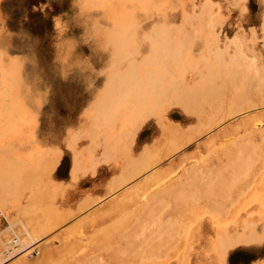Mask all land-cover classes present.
I'll return each mask as SVG.
<instances>
[{
  "label": "rangeland",
  "instance_id": "obj_1",
  "mask_svg": "<svg viewBox=\"0 0 264 264\" xmlns=\"http://www.w3.org/2000/svg\"><path fill=\"white\" fill-rule=\"evenodd\" d=\"M84 1L81 0L82 3H85L84 6L87 7V10L86 7L84 9L80 0H0V95L4 93L5 98L7 97L4 99L3 94L0 96V108L2 107L1 109H3L4 107L3 110H0V112L2 111L0 113V172H2V174L0 173V187L3 190L0 188L3 193L0 194L4 195L0 196V206L2 203L4 205L0 207V241L7 243L17 235L24 240L26 235L18 220L19 218L24 221L28 219L32 220L36 227L46 228L43 233L39 234L41 235V241L28 250L32 256L29 259L31 264H81L82 261L91 260L92 258L96 262L104 260L102 262L105 264L107 261L105 259L111 258L115 250L107 247L101 249L103 241H98L97 234L99 230L107 228L111 224L110 222L113 223L116 219L121 218V215H114L115 218L114 216L112 218L106 217L98 222L99 224L88 227L90 220L93 217L103 215L113 200L125 193L126 189H131L135 184L141 183L151 172L133 178L123 186L124 188L118 187L112 190L111 184L122 179L120 177L127 174H125L124 169L125 171L126 169L130 170L128 166H133L138 161V157L141 158L140 154L145 155L150 151L148 154L156 155L165 152L168 147L176 145L174 144L176 139L171 132H179L181 130V132L190 135L204 132L173 153L171 157L165 158L155 169L167 168L171 163L181 161L180 159L184 157L182 166L186 167L191 163L193 164V162L196 163V160L197 162H202L203 158L204 160H209L208 165L212 171L210 176L212 187L209 188L213 189L214 187V193L211 195L210 201H208L210 208H208L209 206H202L204 204L202 199L199 205L198 201H193V208L185 210L186 213L184 211L183 215L180 213L178 216L176 214V216L169 217L170 223L168 225L176 226H173L175 230L177 229L176 235L164 233L165 235H158L157 237L156 234L158 232L156 233L155 231V233L151 234L153 236L155 234V238L151 235L150 237L147 233L144 237L146 238V245L147 241L157 245L166 239L177 240L181 237L182 241V237H185L186 241L184 244H186V249L185 247L181 248L182 242L177 240L176 242L178 243H175L176 249L171 250L172 252L167 249V253L163 251L166 254L162 252L161 256L165 255L166 257H159L158 261L166 264H181V256L187 251V247L190 249L191 256L189 264H264V202L259 200L258 197L264 195V76H262L264 75V0H168L169 2L167 0H160L161 2L159 0H155V2L154 0H139V2L138 0H113V2L112 0H105L110 1V3L102 0L104 4H107L106 6L101 0ZM204 2L211 4V9L210 7L207 9L209 12L206 10L202 11ZM86 3L90 5L92 3L91 7L86 5ZM113 3L112 9L110 4ZM123 6L124 8H122ZM92 7L94 8L92 9ZM104 10L109 16L104 15ZM192 11H194L193 15ZM184 12L187 13L186 16ZM118 13L120 14L117 15ZM127 13L128 18L126 19ZM187 15H189L190 21ZM184 16L187 20H185ZM108 18L111 19L109 20ZM114 23L115 25H113ZM154 26H156V29ZM103 31L105 32L102 33ZM185 31L187 32L185 33ZM192 32L193 34H191ZM155 33L158 34L156 35ZM160 34L164 35L160 36ZM161 37L162 39H159ZM121 40H124V43ZM134 44H136V47H133ZM228 45L229 47H227ZM150 47L155 49L151 50ZM164 49L165 52L163 53ZM123 50L125 55H123ZM154 51L155 55L153 56ZM136 52L139 53L136 54ZM186 53L187 56H185ZM214 53L219 57L221 56V58H217ZM121 55L124 58L120 60ZM164 57L165 59H163ZM183 57H188L189 62L191 59L193 62L195 60V65H192V60L189 63L188 58L184 59ZM204 57L207 60L209 59V62L204 60ZM178 59L182 60V62L177 63ZM202 60H204L203 63ZM144 62L146 63L143 64ZM166 62H169V64ZM135 63L137 66H134L136 65ZM150 63L152 64L150 65ZM185 63L189 65L188 69ZM138 64L142 66L141 69ZM170 64L171 66H169ZM4 65L6 66L4 67ZM182 66H186V68H181L182 71L180 70V72L182 73L179 74L178 69ZM214 66L218 67V72ZM224 66L228 67V71ZM204 67L207 70H202ZM3 68L6 69L5 73H3ZM149 68L152 69V72ZM159 68H161V71ZM219 68H221L220 72ZM113 71L122 78L128 75V71H131L130 73L136 77L150 73L148 80H153H150L152 81L151 85L155 82L154 87L152 86L153 89L155 88V95L159 94L158 98L160 97L159 99L163 103L158 108L159 110L153 109L154 111H149L150 115L148 113L146 117L142 115L141 117L139 116L141 114L139 110L141 105L139 104L140 107L138 105L136 106L137 108L135 107L136 110L138 109L139 114L137 112L131 113L135 109L129 110L124 107L114 109L115 106L110 101L111 89H109L108 85H111L110 88L116 89L120 81H117L119 77L113 74ZM126 71L127 75L125 74ZM132 71L136 72L133 73ZM213 71L214 75H221H216V78H214L215 76L211 75ZM18 72L19 74H17ZM202 72L205 74L201 75ZM222 72H224V75ZM226 72L228 73L225 74ZM157 73L158 75H156ZM182 74L185 75L183 76ZM205 75H211L212 78ZM175 76L181 77L182 81L179 78L176 79ZM200 76L201 79L203 77L209 79L203 78L202 80L200 79L202 81L200 82ZM171 77L173 78L171 79ZM109 78H111L110 81ZM214 79H217L216 83ZM164 80L168 81V84ZM244 80L246 83L243 82V84L242 81ZM10 81L12 83H9ZM195 81H197V85L198 83L204 85L197 86L195 84L194 86L193 82ZM205 81L208 86L205 85ZM209 81L213 85L209 84ZM217 83L220 84L217 85ZM229 83L231 85H228ZM9 87L10 89H8ZM163 87H165L166 91ZM209 87H211L212 92ZM4 90L5 92L1 93ZM259 92L260 95L258 94ZM242 94L244 95L241 96ZM252 97L254 100H250ZM262 97L263 99H261ZM15 98L18 100L15 101ZM242 99L244 100L241 104ZM177 100L180 101L178 102ZM188 100L190 101L188 102ZM182 103H185L187 108ZM250 104L253 105L249 106ZM211 105H213L212 108ZM5 106L9 109L8 112ZM236 106L238 107L236 108ZM214 107H216L217 111H215ZM240 107L247 108L235 112L230 118H227L211 130H208L205 126L209 119L210 121L216 120L221 116L223 117L228 110ZM210 108L212 110L206 112ZM245 111L249 112L244 113ZM11 112H14L13 118L9 116L12 114ZM189 112L191 115H189ZM261 112L263 113L261 114ZM247 115L259 119L255 123L260 122L262 126L257 127V129L247 130L240 128L239 131H235L234 125L237 126L245 117H249ZM9 127H12V129ZM193 127L198 130L193 129ZM231 130L234 132L232 133ZM248 131H251V133ZM220 132H224L223 136H226H224L225 139L222 136H218V144L222 140L233 141L236 138L237 140L246 139L250 144H253L255 146L253 153L256 155L255 161L258 164L253 161L248 165L235 168V166L228 164L222 154L223 151L219 150V148L222 149L221 144L218 145L217 143L213 148L208 149L210 152H207L206 142L204 143L203 141L210 139L216 134L219 135ZM232 138L234 139L232 140ZM253 139L257 142L253 141ZM258 144L259 146H257ZM142 151L143 153H141ZM80 155H82L84 160L81 159ZM198 155L202 160L200 158L198 160ZM256 158L259 159L256 160ZM8 159L12 160V162ZM27 160L30 162H27ZM58 160L59 162H57ZM6 161L13 163L12 165L15 166H13L14 170L11 164H9L10 168L9 166L8 168L4 166L7 163ZM220 161L222 165H220ZM76 162L79 167H77L75 173ZM199 164L201 163L199 162ZM9 171L12 175H9ZM240 171L241 173H239ZM237 174H240L241 178ZM214 179H216V182ZM204 181L202 180L201 182L202 186H204L203 183L205 184ZM7 182H9L8 185ZM15 183L19 185H14ZM204 198L206 197L204 196ZM218 207H220L221 211L223 210L222 213L224 214L219 209H216ZM31 210L33 211L31 212ZM217 211H220L221 215ZM19 212L24 213L20 214ZM162 227H160L161 230H163ZM155 228H158V226H152L148 232ZM222 229L225 233L228 232L236 237L237 235L245 237L252 234L258 237V240H254L255 242L251 241L252 243L240 242L234 246L227 247V251L221 253L222 256L220 257L221 254L218 255L212 250L211 242L216 238L217 230ZM197 238H201V240ZM24 242L27 245L29 244L28 239L24 240ZM163 243L167 247L170 242L168 244L166 242ZM170 244L168 247H170ZM178 244L181 246L179 247ZM4 247V244L0 243V260L6 257ZM97 247H99L98 250ZM149 247L148 249H151ZM19 252L14 253V257L6 264H21V255L23 254ZM46 255H50V258L45 260ZM121 255L122 257L125 256L123 258H127L124 253ZM156 260V258L152 257L149 260L151 263L145 260V264L147 262L156 264ZM159 262L157 263L159 264Z\"/></svg>",
  "mask_w": 264,
  "mask_h": 264
},
{
  "label": "bare ground",
  "instance_id": "obj_2",
  "mask_svg": "<svg viewBox=\"0 0 264 264\" xmlns=\"http://www.w3.org/2000/svg\"><path fill=\"white\" fill-rule=\"evenodd\" d=\"M82 1H84V0H82ZM85 1H87V0H85ZM84 1V2H85ZM89 1V0H88ZM93 1V0H92ZM96 1H98V0H96ZM96 1H94L96 4H97V2ZM105 1V0H104ZM116 1V0H115ZM120 1V0H119ZM123 1V0H122ZM135 1V0H134ZM157 1V0H156ZM160 1V0H159ZM168 1V0H167ZM80 2H81V0H80ZM100 2V1H99ZM98 2V3H99ZM101 2H102V0H101ZM105 2H108V3H110V1H105ZM112 2H113V0H112ZM137 2V1H136ZM138 2H139V0H138ZM148 2V1H147ZM154 2H155V0H154ZM161 2V1H160ZM163 2V1H162ZM165 2V1H164ZM169 2V1H168ZM82 3V2H81ZM88 3V2H87ZM86 3V5H88V6H90L91 7V5H92V3H91V5L90 4H87ZM103 3V2H102ZM117 3H119V2H117ZM122 3V2H121ZM151 3V2H150ZM205 3V2H204ZM83 4V6H84V4L85 3H82ZM81 4V5H82ZM104 4V3H103ZM161 4V3H160ZM95 5V4H94ZM107 4H104V6H106ZM109 5V4H108ZM111 5H112V9H113V6H114V3L113 4H110V7H111ZM151 5V4H150ZM155 5V4H154ZM168 5V4H167ZM203 5V4H202ZM201 5V6H202ZM97 6V5H96ZM103 8H104V6L103 5H101ZM117 6V5H116ZM85 7L86 6H84V9H85ZM89 7V8H90ZM98 7H99V5H98ZM97 7V8H98ZM108 7V6H107ZM118 7H119V5H118ZM158 7V6H157ZM210 7V9H211V4H209V3H205L204 5H203V7H202V11H207V9ZM83 8V7H82ZM89 8H88V10H89ZM94 7H92V9H93ZM100 8V7H99ZM122 8H124V6L122 7ZM121 8V9H122ZM171 8V7H170ZM172 8H173V6H172ZM171 8V9H172ZM111 9V8H110ZM111 9V10H112ZM169 9V8H168ZM174 9H175V7H174ZM194 9V8H193ZM86 10H87V7H86ZM111 10H109V11H111ZM122 10H124V9H122ZM143 10V9H142ZM153 10V9H152ZM160 10H162V9H160ZM184 10V9H183ZM107 11V10H106ZM113 11V10H112ZM164 11V10H163ZM175 11H176V9H175ZM103 12H105V10L103 11ZM118 12H122V11H118ZM126 12H128V11H126ZM149 12V11H148ZM160 12V11H159ZM162 12V11H161ZM193 12L194 11H192V15H193ZM207 12H209V11H207ZM107 12H105L104 13V15L106 14ZM120 13H118L117 15H119ZM124 13V12H123ZM200 13H201V11H200ZM108 14H110L109 12H108ZM111 14H113V13H111ZM115 15H116V13H114ZM125 14V13H124ZM123 14V15H124ZM186 12H184V15L186 16ZM188 14H189V12H188ZM195 14V13H194ZM206 14V13H205ZM107 15V14H106ZM127 15H128V13L126 14V19L128 18L127 17ZM207 15V14H206ZM107 16H109V15H107ZM132 16H134V15H132ZM159 16V15H158ZM185 16H184V18H185ZM199 16V15H198ZM113 17V16H112ZM116 17V16H115ZM119 17V16H118ZM123 18H125L124 16H122ZM131 17V16H130ZM187 17H188V19H189V15H187ZM192 17V16H191ZM201 17V16H200ZM132 18V17H131ZM165 18V17H164ZM209 18V17H208ZM109 19V18H108ZM111 19V18H110ZM109 19V20H110ZM130 19V18H129ZM195 19V18H194ZM200 19V18H199ZM131 20V19H130ZM185 20H187V18H185ZM204 20V19H203ZM128 21V20H127ZM189 21H190V19H189ZM200 21V20H199ZM134 22V21H133ZM207 22V21H206ZM128 24V23H127ZM132 24V23H131ZM113 25H115V23L113 24ZM165 26V25H164ZM189 26H191V25H189ZM201 26V25H200ZM156 26H154V28H155ZM158 27V26H157ZM182 27H184V26H182ZM164 28V27H163ZM114 29V28H113ZM118 29V28H117ZM156 29V28H155ZM158 29V28H157ZM165 29V28H164ZM177 29H179V28H177ZM176 29V30H177ZM135 30V29H134ZM183 30V29H182ZM181 30V31H182ZM163 31V30H162ZM168 31V30H167ZM180 31V30H179ZM96 32H97V30H96ZM105 31H103L102 33H104ZM132 32H133V30H132ZM151 32H154V31H151ZM159 32V31H158ZM178 32V31H177ZM187 31H185V33H186ZM95 33V32H94ZM166 33V32H165ZM168 33H170V32H168ZM181 33V32H180ZM183 33V32H182ZM195 33V32H194ZM96 34H98V33H96ZM156 34V33H155ZM158 34V33H157ZM156 34V35H157ZM191 34H193V32L191 33ZM120 35V34H119ZM135 36H136V34H134ZM164 35V34H163ZM163 35H161L160 34V36H163ZM175 35V34H174ZM177 35V34H176ZM180 35H183V34H180ZM123 36V35H122ZM126 36V35H125ZM130 36V35H129ZM114 37V36H113ZM152 37V36H151ZM175 37H179V36H175ZM183 37V36H182ZM188 37V36H187ZM127 38V37H126ZM155 38H156V36H155ZM196 38V37H195ZM125 39V38H124ZM129 39V38H128ZM159 39H162V37L161 38H159ZM189 40V39H188ZM121 41H123L122 43H124V40H121ZM131 41V40H130ZM181 41V40H180ZM160 42V41H159ZM165 43H166V41H164ZM186 42V41H185ZM194 42V41H193ZM110 43V42H109ZM128 43V42H127ZM175 43V42H174ZM178 43V42H177ZM190 43V42H189ZM156 44H157V42H156ZM132 45V44H131ZM138 45V44H137ZM176 45V44H175ZM189 45V44H188ZM128 46V45H127ZM186 46V45H185ZM133 47H136V44H134L133 45ZM158 47V46H157ZM183 47H184V45H183ZM227 47H229V45L227 46ZM115 48V47H114ZM151 48V47H150ZM155 48H156V46H155ZM155 48H151V50H154ZM161 48V47H160ZM180 48V47H179ZM187 48V47H186ZM219 48V47H218ZM226 48V47H225ZM123 49V48H122ZM166 49V48H165ZM165 49H164V51H163V53L165 52ZM176 49V48H175ZM184 49V48H183ZM188 49H189V47H188ZM134 50H136V49H134ZM139 50V49H138ZM150 50V51H151ZM163 50V49H162ZM179 50H181V49H179ZM229 50V49H228ZM119 51V50H118ZM149 51V52H150ZM156 51V50H155ZM155 51H154V54H153V56L155 55ZM178 51V50H177ZM212 51V50H211ZM219 51V50H218ZM225 51V50H224ZM128 52V51H127ZM127 52H126V54H127ZM134 52V51H133ZM170 52V51H169ZM174 52V51H173ZM187 52V51H186ZM220 52V51H219ZM222 53H223V51H221ZM229 52V51H228ZM118 53H121V52H118ZM125 52H124V50H123V55H125L124 54ZM137 53H139V52H136V54ZM130 54V53H129ZM168 54V53H167ZM184 54V53H183ZM215 55H216V53H214ZM218 54V53H217ZM227 54V53H226ZM112 55H114V54H112ZM123 55H121V57L119 58L120 60H121V58H124L123 57ZM189 55V54H188ZM192 55V54H191ZM190 55V56H191ZM213 55V54H212ZM219 55V54H218ZM221 55V54H220ZM224 55V54H223ZM241 55V54H240ZM119 56H120V54H119ZM118 56V57H119ZM132 56H133V54H132ZM179 56V55H178ZM185 56H187V53H186V55ZM211 56V55H210ZM210 56H209V58H210ZM226 56V55H225ZM230 56V55H229ZM113 57V56H112ZM126 57V56H125ZM151 57V56H150ZM155 57H159V56H155ZM174 57H175V55H174ZM173 57V58H174ZM214 57V56H213ZM216 57L218 58L219 56H217L216 55ZM232 58H233V56H231ZM235 57H236V55H235ZM153 58V57H152ZM173 58H172V60H173ZM179 58V57H178ZM182 58V57H181ZM184 58V57H183ZM186 58V57H185ZM184 58V59H185ZM188 58V57H187ZM186 58V59H187ZM193 58V57H192ZM201 58V57H200ZM205 58V57H204ZM215 58V57H214ZM219 58H221V56L219 57ZM230 58V57H229ZM237 58V57H236ZM115 59H116V53H115ZM145 59H146V57H145ZM144 59V60H145ZM163 59H165V57L163 58ZM169 59V58H168ZM191 59V58H190ZM225 59V58H224ZM127 60V59H126ZM149 60H151V59H149ZM157 60V59H156ZM192 60V59H191ZM191 60H190V62H191ZM198 60V59H197ZM204 60H207L206 58L204 59ZM204 60H202V63L204 62ZM219 60V59H218ZM221 60V59H220ZM237 60H238V58H237ZM124 62H125V60H124ZM123 62V63H124ZM130 62H131V60H130ZM141 62V61H140ZM147 62H148V60H147ZM154 62H155V60H154ZM158 62H159V60H158ZM161 62H162V60H161ZM178 62H182V60H177V63ZM183 62H184V60H183ZM188 62H189V58H188ZM189 62V63H190ZM192 62H193V60H192ZM194 62H195V60H194ZM193 62V64L192 65H195V63ZM207 62H209V59L207 60ZM206 62V63H207ZM214 62H215V60H214ZM213 62V63H214ZM111 63H113V62H111ZM116 63V62H115ZM122 63V64H123ZM134 63V62H133ZM146 62H144L143 64H145ZM167 63V62H166ZM216 63V62H215ZM114 64V63H113ZM136 64V63H135ZM141 64H142V62H141ZM149 64V63H148ZM152 63H150V65H151ZM167 64H169V62L167 63ZM183 64V63H182ZM197 64V63H196ZM237 64V63H236ZM249 64V63H248ZM10 65V64H9ZM120 65V64H119ZM139 65V64H138ZM180 65H181V63H180ZM185 65H186V63H185ZM192 65H190V66H192ZM205 65V64H204ZM209 65H211V64H209ZM219 65H221L220 63H219ZM218 65V66H219ZM225 65V64H224ZM6 65H4V67H5ZM116 66V65H115ZM128 66H129V64H128ZM134 66H137V64L136 65H134ZM140 66V69L142 68V66L141 65H139ZM144 66H146V65H144ZM143 66V67H144ZM156 66V65H155ZM155 66H154V68H155ZM167 66V65H166ZM165 66V67H166ZM169 66H171V64L169 65ZM187 66V69H188V66L189 65H186ZM186 66H182V67H180V69H178L179 71H178V73L180 72V70L182 71V69L183 68H186ZM213 66V65H212ZM8 67V66H7ZM11 67V66H10ZM13 67H15V66H13ZM133 67V66H132ZM151 67V66H150ZM174 67V66H173ZM193 67H195V66H193ZM192 67V68H193ZM215 67V66H214ZM221 67V66H220ZM226 69H227V71H228V67L227 66H224ZM231 67H232V65H231ZM238 67V66H237ZM236 67V68H237ZM248 67V66H247ZM129 68V67H128ZM146 68V67H145ZM144 68V69H145ZM170 68V67H169ZM182 68V69H181ZM216 68V67H215ZM251 68V67H250ZM249 68V70H251ZM253 68V67H252ZM4 69V68H3ZM8 69V68H7ZM13 69V68H12ZM17 69V68H16ZM109 69H111V68H109ZM116 69V68H115ZM131 69V68H130ZM129 69V70H130ZM138 69V68H137ZM136 69V71L137 72H139L138 70ZM144 69H142V70H144ZM149 69H151V68H149ZM160 69V71H161V68H159ZM189 69H190V67H189ZM212 69H214V68H212ZM220 69L221 68H219V72H220ZM225 69V70H226ZM255 69H256V67H255ZM6 69H4V72L3 73H5L6 71H5ZM156 70V69H155ZM162 70H163V68H162ZM171 70V69H170ZM202 70H207V68L205 69V67H204V69L202 68ZM225 70H224V72H225ZM254 70V69H253ZM1 71V70H0ZM10 71V70H9ZM121 71V70H120ZM135 71V72H136ZM151 72H152V69L150 70ZM159 71V72H160ZM166 71H168V70H166ZM195 71V70H194ZM199 71V70H198ZM216 71L218 72V67L216 68ZM264 71V70H263ZM14 72V71H13ZM114 72V71H113ZM118 72V71H117ZM122 72H124V71H122ZM121 72V73H122ZM129 73L131 72V71H128ZM133 73H135L134 71H132ZM144 72V71H143ZM146 72V71H145ZM149 72V71H148ZM163 72V71H162ZM174 72V71H173ZM190 72H192V71H190ZM197 72V71H196ZM200 72V71H199ZM204 72H206V71H204ZM204 72H202L201 73V75L204 73ZM208 72H209V69H208ZM207 72V73H208ZM210 72H212V71H210ZM216 72V73H217ZM224 72H222L223 73V75H224ZM2 73V72H1ZM11 73H12V71H11ZM15 73V72H14ZM127 73V71L125 72V74ZM128 73V75L127 76H125V77H119V75H117L115 72L113 73V74H116L117 75V77H119V79L120 78H122L121 80H117V81H120V84H119V86L116 88V86H115V88L116 89H113V88H110L111 87V85H108V87H109V89H111L110 90V101H111V103L112 104H114V109H116V108H122V107H124V108H127V109H135V111L134 110H132L131 111V113L133 114V112H137L138 114H139V112H138V109L136 110V106L139 104V105H141V107L139 108V110L141 111L140 113L141 114H139V116H144V117H146L147 116V114L149 113V115H150V112L149 111H151V110H153V109H158L159 107H161V105L163 104L162 103V101L158 98V95L156 94L155 95V88L153 89V85H154V83L155 82H153L152 83V85L150 84L153 80L152 79H150V80H152V81H150V80H148L150 77L146 74H143V76H141V77H136V76H134V74H132V73H130L129 74ZM168 73H170V72H168ZM167 73V74H168ZM176 73V72H175ZM182 72H180L179 74H181ZM186 73V72H185ZM194 73V72H193ZM206 73V74H207ZM228 72H226L225 74H227ZM230 73H231V71H230ZM257 73V72H256ZM16 74V73H15ZM17 74H19V72L17 73ZM112 74V75H113ZM123 74V73H122ZM139 74V73H138ZM137 74V75H138ZM154 74V73H153ZM161 74V73H160ZM159 74V75H160ZM164 74V73H163ZM188 74V73H187ZM205 74V73H204ZM210 74V73H209ZM136 75V74H135ZM156 75H158V73L156 74ZM155 75V76H156ZM176 75V74H175ZM183 75V74H182ZM185 75V74H184ZM183 75V76H184ZM197 75H199V74H197ZM211 75H214V71H213V74H211ZM211 75H208L209 77H211ZM216 75H218V74H215L214 76V78H216ZM219 75H221V74H219ZM218 75V76H219ZM258 75V74H257ZM256 75V76H257ZM1 76V75H0ZM110 76V75H109ZM114 76V75H113ZM123 76V75H122ZM162 76V75H161ZM165 76V75H164ZM181 76V75H180ZM204 76V75H203ZM206 77H208L207 75H205ZM245 76V75H244ZM261 76V75H260ZM259 76V77H260ZM262 76H264V75H262ZM262 76H261V78H262ZM111 78H112V76H110ZM116 77V76H115ZM116 77V78H117ZM136 77V78H135ZM149 77V78H148ZM151 77H152V75H151ZM159 77V76H158ZM176 77V76H175ZM197 77V76H196ZM221 77V76H220ZM224 77H226V76H224ZM228 77V76H227ZM250 77V76H249ZM4 78H5V76H4ZM10 78V77H9ZM16 78V77H15ZM111 78H109V81H110V79ZM173 77H171V79H172ZM177 78H181V77H176V79ZM198 78V77H197ZM203 78H205V77H203ZM202 78V79H203ZM212 78V77H211ZM234 78V77H233ZM246 78V77H245ZM260 78V79H261ZM2 79V78H1ZM113 80H114V78H112ZM157 79V78H156ZM155 79V80H156ZM175 79V78H174ZM174 79H173V81H174ZM178 79V80H179ZM196 79V78H195ZM201 79V76H200V78H199V80ZM201 79V80H202ZM205 79H209V78H205ZM204 79V80H205ZM112 80V81H113ZM161 80H163L162 78H161ZM178 80H176V81H178ZM181 81H182V79H180ZM200 80V82H202ZM215 80V79H214ZM224 80H226V79H224ZM246 80H247V78H246ZM264 80V79H263ZM3 81V80H2ZM15 81V80H14ZM111 81V82H112ZM115 81H116V79H115ZM158 81V80H157ZM164 81H166V80H164ZM163 81V83H165ZM193 81V80H192ZM212 81V80H211ZM216 81H217V79L215 80V83H216ZM231 81V80H230ZM158 82H160V81H158ZM157 82V83H158ZM168 81H166V83H167ZM184 82H185V80H184ZM218 82H219V80H218ZM220 82H222V81H220ZM246 83L245 82V80L244 81H242V83ZM9 83H12V81H10ZM109 83V82H108ZM117 83V82H116ZM115 83V84H116ZM156 83V84H157ZM171 83H173V82H171ZM209 84H212L210 81L208 82ZM214 83V82H213ZM235 83V82H234ZM243 83V84H244ZM6 84V83H5ZM5 84H4V86H5ZM17 84V83H16ZM112 84H114V82H112ZM168 84V83H167ZM182 84V83H181ZM180 84V85H181ZM193 84H194V86H195V84L197 85V81H195V82H193ZM192 84V85H193ZM202 84V83H201ZM200 83H198V85H201ZM220 84V83H219ZM218 83H217V85H219ZM260 84V83H259ZM6 85H8V84H6ZM197 85V86H198ZM204 84H202V86H203ZM205 85H206V81H205ZM213 85V84H212ZM215 85V84H214ZM228 85H231L230 83L228 84ZM11 86H12V84H11ZM15 86V85H14ZM153 86V87H152ZM156 86V85H155ZM158 86V85H157ZM206 86H208V85H206ZM205 86V87H206ZM211 86V85H210ZM177 87V86H176ZM186 87H188V86H186ZM205 87H203V88H205ZM212 87H214V86H212ZM230 87V86H229ZM237 87V86H236ZM7 88V87H6ZM12 88V87H11ZM169 88V87H168ZM198 88H200V87H198ZM210 88V91H211V87H209ZM215 88V87H214ZM218 88V87H217ZM239 88V87H238ZM258 88V87H257ZM8 89H10V87L8 88ZM163 89H165V87H163ZM162 89V90H163ZM185 89V88H184ZM188 89V88H187ZM193 89V88H192ZM201 89V88H200ZM199 89V90H200ZM207 89H208V87H207ZM207 89H205L206 91H207ZM230 89H231V87H230ZM186 90V89H185ZM218 90V89H217ZM229 90V89H228ZM237 90V89H236ZM13 91V90H12ZM16 91V90H15ZM154 91V92H153ZM160 91V90H159ZM165 91H166V89H165ZM169 91V90H168ZM175 91V90H174ZM190 91V90H189ZM195 91V90H194ZM203 91V90H202ZM238 92H239V90H237ZM2 92H5V90L4 91H1V93ZM158 92V91H157ZM162 92H164V91H162ZM171 92V91H170ZM169 92V93H170ZM186 92V91H185ZM205 92V91H204ZM209 92V91H208ZM212 92V91H211ZM213 92H214V90H213ZM217 92V91H216ZM7 93H8V91H7ZM160 94H161V92H159ZM172 93H174V92H172ZM181 93V92H180ZM215 93V92H214ZM228 93H230V92H228ZM242 93V92H241ZM252 93H254V92H252ZM3 94V96L5 95L4 93H2ZM1 94V95H2ZM10 94V93H9ZM13 94H14V92H13ZM12 94V95H13ZM171 94V93H170ZM195 94V93H194ZM259 95H260V92L258 93ZM262 94V93H261ZM264 94V93H263ZM0 95V96H1ZM7 95V94H6ZM167 95V94H166ZM178 95V94H177ZM244 94H242L241 96H243ZM258 95V96H259ZM8 96V95H7ZM171 96H172V94H171ZM237 96V95H236ZM10 97V96H9ZM12 97H14V96H12ZM15 97H17V96H15ZM161 97H163V96H161ZM232 97H233V95H232ZM7 98V97H6ZM5 98V96H4V99H6ZM165 98V97H164ZM169 98V97H168ZM172 98V97H171ZM192 98H194V97H192ZM209 98V97H208ZM241 98V97H240ZM255 98V97H254ZM256 98H257V95H256ZM1 99V98H0ZM3 99V100H4ZM165 99H167V98H165ZM183 99V98H182ZM185 99V98H184ZM205 99V98H204ZM218 99V98H217ZM238 99V98H237ZM251 99H253V97L252 98H250V100ZM261 99H263V97L261 98ZM260 99V101H262ZM15 101L16 100H18V99H14ZM171 100V99H170ZM244 99H242L241 100V104H242V101H243ZM254 100V99H253ZM256 100V99H255ZM7 101V100H6ZM169 101V100H168ZM168 101H167V103H168ZM178 101V100H177ZM180 101V100H179ZM178 101V102H179ZM185 101V100H184ZM187 101V100H186ZM190 100H188V102H189ZM194 101V100H193ZM214 101H218V100H214ZM222 101V100H221ZM220 101V102H221ZM229 101V100H228ZM231 101H233V100H231ZM236 101V100H235ZM5 102V101H4ZM173 102V101H172ZM174 102H176V101H174ZM198 102V101H197ZM196 102V103H197ZM248 102H250V101H248ZM256 102V101H255ZM263 102H264V100H263ZM1 103H3V102H1ZM14 103V102H13ZM187 103V102H186ZM215 103V102H214ZM225 103V102H224ZM237 103H239V102H237ZM254 103V102H253ZM173 104H175V103H173ZM184 106H185V103H182ZM190 104V103H189ZM198 104H200V103H198ZM213 104V103H212ZM218 104V103H217ZM234 104V103H233ZM246 104V103H245ZM260 104V103H259ZM2 105V104H1ZM4 105V104H3ZM135 105V106H134ZM176 105V104H175ZM187 105V104H186ZM191 105V104H190ZM196 105V104H195ZM194 105V106H195ZM209 105V104H208ZM229 105V104H228ZM230 105H231V102H230ZM235 105V104H234ZM233 105V106H234ZM247 105V104H246ZM245 105V106H246ZM251 105H253V104H250L249 106H251ZM179 106H180V104H179ZM183 106V107H184ZM188 106V105H187ZM192 106V105H191ZM6 107V106H5ZM134 107V108H133ZM136 107V108H135ZM182 107V106H181ZM186 107V106H185ZM184 107V108H185ZM196 107V106H195ZM208 107V106H207ZM210 107V106H209ZM213 107V105H211V108ZM238 106H236V108H237ZM2 108V107H1ZM0 108V110H3L4 109V107H3V109H1ZM9 108H11V106H9ZM187 108V107H186ZM209 109L208 111H206V112H209L210 110H212V109ZM215 109H216V107H214ZM213 108V109H214ZM217 108H218V106H217ZM229 108V107H228ZM247 107H240V108H238V109H234V110H228L226 113H225V115H223V117L221 116L220 118H218V119H214V120H211L210 121V119H209V122L207 121V123H205V126L207 127V129L209 130H211L212 128H215L216 126H218L219 124H221V122H223V121H225L227 118H230L231 116H232V114H234L235 112H237V111H240V110H244V109H246ZM6 109H7V107H6ZM13 109V108H12ZM12 109H10V110H12ZM198 109V108H197ZM218 109H220V107L218 108ZM222 109V108H221ZM159 110V109H158ZM204 110H206V109H204ZM224 110V109H223ZM7 112L9 111V109H7L6 110ZM14 111V110H13ZM154 111V110H153ZM161 111V110H160ZM189 111H190V109H189ZM215 111H217V109L215 110ZM2 112V111H1ZM0 112V113H1ZM6 112V113H7ZM15 112V111H14ZM14 112L12 113V114H10L9 116L10 117H12L13 118V115H14ZM17 112V111H16ZM187 112V111H186ZM185 112V113H186ZM201 112H203V111H201ZM200 112V113H201ZM205 112V113H206ZM212 112V111H211ZM220 112V111H219ZM249 111H245L244 113H248ZM3 113H5V112H3ZM152 113V112H151ZM155 113V112H154ZM153 113V114H154ZM161 113V112H160ZM190 113V112H189ZM204 113V114H205ZM215 113H217V112H215ZM215 113H213V114H215ZM222 113V112H221ZM243 113V114H244ZM259 113V112H258ZM263 112H261V114H262ZM203 114V113H202ZM209 114V113H208ZM207 114V115H208ZM211 114V113H210ZM257 114V113H256ZM3 115V114H2ZM189 115H191V113L189 114ZM201 115V114H200ZM212 115V114H211ZM251 115H253V114H251ZM255 115V114H254ZM6 116V115H5ZM8 116V115H7ZM8 116V117H9ZM16 116H17V113H16ZM141 116V117H142ZM247 116H249V117H245V119H243V121L240 123L239 122V124L236 126V125H234V129H235V131H239V129L240 128H242V129H253V128H255V129H257V127H260V126H262V124L259 122V123H255L256 122V120H259V119H256L254 116L253 117H251L250 115H247ZM262 116V115H261ZM15 117V116H14ZM197 117V116H196ZM209 117H210V115H209ZM190 118V117H189ZM206 118V119H207ZM212 118V117H211ZM263 118H264V116H263ZM9 119V118H8ZM199 119V118H198ZM10 120V119H9ZM12 120V119H11ZM202 120H204V119H202ZM199 121H200V119H199ZM198 121V122H199ZM205 121V120H204ZM201 122H203V121H201ZM197 124H199V123H197ZM7 125V124H6ZM200 125V124H199ZM198 125V126H199ZM194 126V125H193ZM197 126V127H198ZM181 127V126H180ZM201 127H204V126H201ZM232 127V126H231ZM231 127H230V129H231ZM3 128V127H2ZM9 128H11L12 129V127H9ZM183 128V127H182ZM225 128V127H224ZM223 128V129H224ZM4 129H6L5 127H4ZM185 129V128H184ZM183 129V130H184ZM193 129H197V128H194L193 127ZM228 129V128H227ZM227 129H225V130H227ZM229 129V130H230ZM262 129V128H261ZM10 130V129H9ZM198 130V129H197ZM225 130H224V132H225ZM247 130H245V131H247ZM258 130H259V128H258ZM185 131H187L186 129H185ZM201 131V130H200ZM207 131V130H206ZM219 131V130H218ZM223 131V130H222ZM232 131V130H231ZM244 131V132H245ZM196 132V131H195ZM224 132H220V134L219 135H217L216 133V135L215 136H213V137H211L210 139L208 138H206L207 140L206 141H203L204 143H205V147H207V150L208 149H211V148H213L215 145H217L218 143H217V141L219 140V137L218 136H222L223 137V139H225L224 138V136H226V135H224L223 136V134H224ZM230 132V131H229ZM234 131H232V133H233ZM248 132H250L251 133V131H248ZM248 132H247V134H248ZM191 133V132H190ZM193 133V132H192ZM204 132H198L197 134H186V133H183V132H181V130L179 131V132H171V134L172 135H174L173 137L176 139V140H174V144H176V145H174V146H171V147H168L167 149H165V152H163V153H159V154H156V155H150V154H148L150 151H148V153H146L145 155H143V154H140V156H141V158H139L138 157V161L137 162H135L134 163V165L133 166H128L129 168H130V170H127L126 169V171H125V169H124V172H125V176H123V177H120V178H122V179H120V180H118L117 182H115V183H113V184H111V188H112V190L113 189H116V188H118V187H123L128 181H130V180H132L133 178H136V177H140V176H143V175H145V174H148V173H150L141 183H139V184H135L134 185V187H132V186H130V187H132L131 189H126L127 191L125 192V193H122V195H120L119 197H117L115 200H113L109 205H108V207H107V209L104 211V213H103V215H100V216H98V217H93L91 220H90V223H89V225H88V227L89 226H94V225H96L98 222H100L101 220H103V219H105L106 217H110V218H112V216H114V215H121L120 217L121 218H119L118 220L116 219V221L115 222H110L109 224V226L107 227V228H103V229H101V230H99V232H98V234H97V238H98V241H103V245H102V247H100L101 249L102 248H112V249H114L115 251H113V252H115V253H113L112 254V257L111 256H109V257H111V258H108V259H105V261H106V263L105 264H145V260H150L152 257L153 258H156L157 260H156V264H158L157 262H159L158 261V259H159V257H163V256H165V255H163V256H161L162 255V252L163 251H166V253H167V249H170V251L171 250H174V249H176V244L178 243V242H176L177 240L179 241H181V237L180 238H178L177 240L176 239H166L165 241H163V242H166L167 244H168V242H172L171 244H170V247H168L169 246V244H168V248L166 247V246H164L165 245V243H163L162 241L161 242H159V244H157V245H155V243H154V245L151 243V242H149L148 243V241H147V245H146V238H144L145 237V235L148 233V235L150 236L151 234H153V233H155V231H156V235H157V237H158V235L159 236H162V235H165L164 233H166V234H170V233H172V234H174V235H176V230L173 228V226L174 225H168V223H170V220H169V217H171V216H176V214H177V216L180 214V213H182L181 215H183V213H184V211L185 210H190L191 209V207H192V202L193 201H195V202H197L198 201V205H199V202H200V200L202 199V200H204L203 201V203L204 204H202V206H204V207H208L209 206V204H208V201H210V197H212L211 195L214 193V191H213V189H214V187H213V189L212 188H209V187H212L211 186V178H210V176H211V174H212V171H211V169H210V166L208 165L209 164V160H207V159H205L204 160V158H203V160L200 158V156L199 155H201V154H199L198 155V160H202V162L201 161H199L201 164H199V162H197V160H196V163L195 162H193V164L191 163L189 166H182V164H183V162H184V158H181L180 160L181 161H177V162H173V163H171V165H169L167 168H163V169H155L157 166H159V164L165 159V158H167L168 156H170L171 157V155L173 154V153H175V152H177L178 150H180L181 148H183L185 145H187V144H189V142H191L195 137H197L198 135L200 136V134H203ZM231 133V132H230ZM230 133H229V135H230ZM238 133V132H237ZM258 133V132H257ZM261 133V132H260ZM259 133V134H260ZM226 134V133H225ZM235 134V133H234ZM239 134V133H238ZM237 134V135H238ZM255 134V133H254ZM194 135V136H193ZM228 135V134H227ZM243 135V134H242ZM241 135V136H242ZM246 135V134H245ZM211 136V135H210ZM209 136V137H210ZM236 136V135H235ZM251 136V135H250ZM257 136V135H256ZM233 137V136H232ZM245 137V136H244ZM248 137V136H247ZM254 137V136H253ZM172 138V137H171ZM170 138V139H171ZM231 138V137H230ZM229 138V139H230ZM240 138V137H239ZM251 138V137H250ZM256 138V137H255ZM260 138H262V137H260ZM234 138H232V140H233ZM241 139V138H240ZM244 139V138H243ZM257 139V138H256ZM166 140V139H165ZM220 140H222V139H220ZM227 140V139H226ZM226 140H222L221 141V143H219L218 145H220L221 146V148L222 149H220L218 146H217V148H219V150H222L223 151V156H225V159H226V161H228V164H230V165H232V166H235V168H237V167H241V166H243V165H248L249 163H251V162H253V161H255V156L256 155H254V149H255V146L253 145V144H250V142L249 141H247L246 139L245 140H237V138L236 139H234L233 141H226ZM163 141V140H162ZM253 141H255L254 139H253ZM170 142V141H169ZM255 142H257V141H255ZM203 143V144H204ZM217 143V144H216ZM260 144H261V141H260ZM159 145V144H158ZM172 145V144H171ZM264 145V144H263ZM170 146V145H169ZM257 146H259V144L257 145ZM162 147V146H161ZM154 148V147H153ZM152 148V149H153ZM259 148V147H258ZM151 149V150H152ZM199 149V148H198ZM260 149V148H259ZM263 149V148H262ZM150 150V149H149ZM205 150V149H204ZM158 151V150H157ZM213 151L215 152V150L213 149ZM105 152H107L106 150H105ZM146 152V151H145ZM152 152H154L153 150H152ZM159 152V151H158ZM204 152V151H203ZM207 152H210L209 150L207 151ZM219 152V151H218ZM257 152V151H256ZM260 152V151H259ZM264 152V151H263ZM81 153V152H80ZM141 153H143V151L141 152ZM220 153V152H219ZM78 154V153H77ZM77 154H76V156H77ZM208 154V153H207ZM217 154V153H216ZM221 154V155H222ZM203 155V154H202ZM257 155H258V153H257ZM79 156V155H78ZM204 156V155H203ZM262 156V155H261ZM80 157H81V159H83V157H82V155H80ZM206 157V156H205ZM215 157H216V155H215ZM220 157H222V156H220ZM259 157V156H258ZM79 158V157H78ZM86 158V157H85ZM200 158V159H199ZM212 158V157H211ZM12 159V158H11ZM220 159V158H219ZM219 159H216V160H219ZM257 159H259V158H256V160ZM9 160V159H8ZM84 160V159H83ZM170 160V159H169ZM174 160V159H173ZM221 160V159H220ZM3 161V160H2ZM9 161H11L12 162V160H9ZM20 161V160H19ZM34 161V160H33ZM7 163L4 165V166H7V168H8V166H9V164H11V166H12V168H13V166L14 165H12L13 163H8V161H6ZM27 162H30V161H28L27 160ZM57 162H59V160L57 161ZM56 162V163H57ZM75 162V161H74ZM219 162V161H218ZM256 162V161H255ZM259 162V161H258ZM81 163V162H80ZM217 163V162H216ZM227 163V162H226ZM257 163V162H256ZM131 164H133V163H131ZM228 164H226V165H228ZM258 164V163H257ZM2 165V164H1ZM15 165H16V163H15ZM25 165V164H24ZM30 165V164H29ZM216 165H218V166H220V165H222L221 164V161H220V165L219 164H216ZM251 165V164H250ZM3 166V165H2ZM23 166V165H22ZM213 166V165H212ZM15 167V166H14ZM77 167H79V164L76 162V166H75V168H74V172L76 173V169H77ZM9 168H10V166H9ZM179 168H181L180 170H179ZM223 168H224V166H223ZM226 168H228V167H226ZM247 168V167H246ZM21 169V168H20ZM4 170H5V168H4ZM4 170H2V171H4ZM8 170H10V169H8ZM13 170H14V168H13ZM227 170V169H226ZM247 170V169H246ZM7 171V170H6ZM11 171V170H10ZM10 171H9V173H10ZM22 171V170H21ZM24 171V170H23ZM153 171V172H152ZM230 171V170H229ZM228 171V172H229ZM234 171V170H233ZM242 171V170H241ZM241 171L239 172V173H241ZM248 171V170H247ZM14 172V171H13ZM17 172V171H16ZM123 172V171H122ZM231 172H232V170H231ZM243 172V171H242ZM252 172H253V170H252ZM1 174H2V172H0ZM19 173V172H18ZM17 173V174H18ZM21 173V172H20ZM24 173V172H23ZM31 173V172H30ZM216 173V172H215ZM6 174H7V172H6ZM14 174V173H13ZM36 174V173H35ZM34 174V175H35ZM246 174V173H245ZM8 175V174H7ZM9 175H12L11 173L9 174ZM122 175V174H121ZM217 175H218V172H217ZM238 175V174H237ZM240 175V174H239ZM238 175V176H239ZM19 176H20V174H19ZM29 176V175H28ZM219 176V175H218ZM234 176V175H233ZM243 176V175H242ZM32 177V176H31ZM220 177V176H219ZM221 177H223V176H221ZM235 177V176H234ZM27 178V177H26ZM240 178H241V175H240ZM10 179V178H9ZM118 179V178H117ZM138 179V178H137ZM139 179H141V178H139ZM213 179V178H212ZM15 180V179H14ZM202 180L205 182V184L203 183V185L204 186H202V184H201V182H202ZM216 179H214V181H215ZM139 181V180H138ZM141 181V180H140ZM226 181V180H225ZM247 181V180H246ZM15 182V181H14ZM216 182V181H215ZM2 183V182H1ZM8 183L9 182H7V185H8ZM25 183H26V181H25ZM133 183V182H132ZM222 183V182H221ZM244 183V182H243ZM215 184V183H214ZM4 185V184H3ZM11 185V184H10ZM13 185V184H12ZM14 185H19L18 183H15ZM201 185V186H200ZM224 185V184H223ZM26 186V185H25ZM218 186V185H217ZM3 187V186H2ZM10 187V186H9ZM8 187V188H9ZM15 187V186H14ZM18 187H20V186H18ZM1 188V187H0ZM11 188H12V186H11ZM26 188H27V186H26ZM124 188V187H123ZM129 188V187H128ZM233 188V187H232ZM16 189V188H15ZM14 189V190H15ZM226 189V188H225ZM224 189V190H225ZM254 189H255V187H254ZM264 189V188H263ZM1 190H2V188H1ZM17 190H18V188H17ZM250 190V189H249ZM3 191V190H2ZM2 191H0V193H2ZM11 191V190H10ZM13 191V190H12ZM261 191V190H260ZM6 192H7V190H6ZM16 192V191H15ZM14 192V193H15ZM19 192V191H18ZM220 192V191H219ZM257 192V191H256ZM10 193V192H9ZM225 193H227V192H225ZM242 193V192H241ZM251 193V192H250ZM253 193V192H252ZM3 194V193H2ZM16 194V193H15ZM14 194V195H15ZM245 194V193H244ZM260 194H263V193H260ZM12 195H13V193H12ZM18 195V194H17ZM16 195V196H17ZM252 195V194H251ZM0 196H4V195H1L0 194ZM206 197V198H204L203 199V197ZM256 197H257V195H255ZM245 197V196H244ZM254 197V196H253ZM259 197V200H261V201H263L264 202V195L263 196H258ZM233 198V197H232ZM1 199V198H0ZM254 199V198H253ZM2 200H3V198H2ZM7 200V199H6ZM112 200V199H111ZM244 200V199H243ZM254 200H256V199H254ZM31 201V200H30ZM41 201V200H40ZM226 201V200H225ZM260 201V202H261ZM1 203V202H0ZM7 203V202H6ZM5 203V204H6ZM9 203V202H8ZM109 203V202H108ZM201 203V202H200ZM239 203V202H238ZM261 204H263L262 202H261ZM2 205H3V203H2ZM1 205V206H2ZM35 205V204H34ZM196 205V204H195ZM194 205V206H195ZM214 205V204H213ZM0 206V207H1ZM4 206V205H3ZM2 206V207H3ZM28 206V205H27ZM32 207V206H31ZM221 207V206H220ZM220 207H218V208H216L217 210L220 208ZM30 208V207H29ZM193 208V207H192ZM208 208H210V206L208 207ZM39 209V208H38ZM215 209V210H216ZM221 209H222V207H221ZM221 209H219L220 211H221ZM192 210H194V209H192ZM33 210H31V212H32ZM195 211H196V209H195ZM194 211V212H195ZM220 211L218 212V213H220ZM223 211V210H222ZM222 211H221V213H222ZM29 212V211H28ZM30 212V213H31ZM34 212H36V211H34ZM234 212V211H233ZM237 212V211H236ZM20 214L22 213V212H19ZM24 213V212H23ZM22 213V214H23ZM27 213V212H26ZM185 213H186V211H185ZM193 213V212H192ZM221 213H220V215H221ZM29 214V213H28ZM36 214V213H35ZM222 214H224V213H222ZM238 214V213H237ZM37 215V214H36ZM180 215V216H181ZM236 215V214H235ZM31 216V215H30ZM216 216V215H215ZM214 216V217H215ZM223 216V215H222ZM217 217H219V216H217ZM230 217V216H229ZM34 218H36V217H34ZM109 218V219H110ZM114 218H115V216H114ZM113 218V219H114ZM118 218V217H117ZM176 218V217H175ZM174 218V219H175ZM179 218H181V217H179ZM27 219V218H26ZM182 219V218H181ZM184 219V218H183ZM215 219V218H214ZM224 219V218H223ZM251 219V218H250ZM180 220V219H179ZM19 222H20V224L22 225V229L24 230V232H25V235H26V238L24 239V240H26V239H28V245L24 242V240H22L21 238H20V236H16V237H14V238H12V240H10L9 242H7V243H4V241H0V243H2V244H4V248H5V251H4V254L6 255V257L5 258H3V259H1L0 260V264H6V262L8 263V262H10V260L14 257L13 255H14V253H16V252H22V254L23 255H21V258H22V260H21V264H31L30 262H31V260L29 261V259H30V257H32L31 256V252H29L28 250L30 249V248H32V247H34L36 244H38L40 241H41V235H39L40 233H43V231L44 230H46V228L44 227V228H41V227H36V225H34V223H33V221L32 220H28L27 219V221H24L22 218H19V220H18ZM107 221V220H106ZM111 221H112V219H111ZM176 221V220H175ZM182 221V220H181ZM192 221V220H191ZM253 221V220H252ZM171 222H173V221H171ZM178 222V221H177ZM243 222V221H242ZM245 222H248V221H245ZM10 223H12L11 221H10ZM162 223V224H161ZM190 223V222H189ZM200 223V222H199ZM256 223V222H255ZM99 224V223H98ZM108 224V223H107ZM175 224H176V222H175ZM184 224V223H183ZM247 224H249V223H247ZM105 225V224H104ZM191 225V224H190ZM223 225V224H222ZM257 225V224H256ZM256 225H254V226H256ZM44 226H45V224H44ZM152 226L153 227H156V226H158V228H155L154 230L153 229H151L150 230V232H148V230H149V228H152ZM163 226V227H162ZM42 227H43V225H42ZM101 227H103V226H101ZM160 227H162L163 228V230H161V228ZM174 227H176V226H174ZM183 227V226H182ZM186 227V226H185ZM188 227V226H187ZM224 227V226H223ZM250 227V226H249ZM98 228V227H97ZM100 228V227H99ZM179 228V227H178ZM189 228V227H188ZM218 228V227H217ZM243 228V227H242ZM253 228V227H252ZM91 229V228H90ZM158 229H160V230H158ZM219 229V228H218ZM227 229V228H226ZM245 229V228H244ZM243 229V230H244ZM89 230V229H88ZM179 230V229H178ZM200 231V230H199ZM199 231H197V232H199ZM22 232V231H21ZM93 232H95V231H93ZM191 232V231H190ZM228 233V232H227ZM227 233H225L224 231H223V229L222 230H217V235H216V238L215 239H213V241L211 242V247H212V250L216 253V254H218V255H220L221 253H224L225 251H227L226 249H227V247H230V246H234L235 244H237V243H240V242H251V241H254V240H258V237H256L255 235H248V236H243V237H240V235L238 236L237 235V237L236 236H234V235H231V234H227ZM237 233V232H236ZM89 234V233H88ZM91 234V233H90ZM191 234V233H190ZM238 234V233H237ZM156 235L154 234V236L153 235H151V236H153V237H155L156 238ZM200 235V234H199ZM199 235H197V236H199ZM148 236V237H149ZM150 236V237H151ZM196 236V235H195ZM201 236V235H200ZM199 236V237H200ZM193 237V236H192ZM90 238H92V237H90ZM164 238V237H163ZM172 238V237H171ZM189 238V237H188ZM202 238V237H201ZM201 238H199L200 240H201ZM211 238V237H210ZM153 239V238H152ZM196 239V238H195ZM198 239V238H197ZM198 239V240H199ZM188 240V239H187ZM211 240V239H210ZM186 241V238L185 237H182V246L180 245V244H178L179 245V247L181 246V248H183V247H185V249H186V244H184V242ZM260 241V240H259ZM10 242H12V244H10ZM156 242V241H155ZM255 242V241H254ZM97 243V242H96ZM102 243V242H101ZM157 243V242H156ZM176 243V244H175ZM252 243V242H251ZM149 244V245H148ZM164 244V245H163ZM166 244V245H167ZM21 245V247H19ZM27 245V246H26ZM99 245V244H98ZM150 246V247H149ZM163 246V248L164 247H166V248H161ZM148 247L149 248H151V249H148ZM191 247V246H190ZM98 248L99 247H97V250H98ZM163 249V250H162ZM108 250V249H107ZM160 250H162L161 252H160ZM202 250H204V249H202ZM212 250H210V252H212ZM123 251V252H122ZM193 251V250H192ZM19 252V253H20ZM25 252V253H24ZM109 252V251H108ZM172 252V251H171ZM170 252V253H171ZM187 252V253H186ZM185 253H183L182 254V256H181V264H189V259L191 258V256H190V249H189V247H187V251H186ZM206 252H208V251H206ZM213 252V253H214ZM122 253H124L126 256H127V258H123V257H125V256H123L122 257ZM163 253H165V252H163ZM165 253V254H166ZM193 254H194V252H192ZM203 253V252H202ZM18 254V253H17ZM154 254H155V256H157V257H155L154 256ZM177 254V253H176ZM208 254V253H207ZM206 254V255H207ZM210 254V253H209ZM215 254V255H216ZM199 255V254H198ZM18 256V255H17ZM222 256V254L220 255V257ZM224 256V255H223ZM166 257V256H165ZM206 257H208V256H206ZM219 257V256H218ZM48 258H50V255H46L45 256V260L46 259H48ZM107 258V257H106ZM150 258V259H149ZM31 259H33V258H31ZM52 259V258H51ZM54 259V258H53ZM208 259V258H207ZM89 261V262H88ZM102 261H104V260H102ZM96 262V261H94L93 260V258L91 259V260H89V259H87L86 261H82V263L81 264H103V262ZM154 261V260H153ZM52 262V261H51ZM150 263H151V261H149ZM149 262H147L148 264H150ZM191 262V261H190ZM42 263V262H41ZM54 263H56V262H54ZM146 263V264H147ZM153 263V262H152ZM161 263H164V264H166L165 262H159V264H161ZM202 264V263H201Z\"/></svg>",
  "mask_w": 264,
  "mask_h": 264
}]
</instances>
